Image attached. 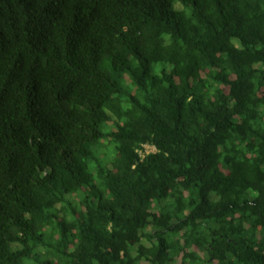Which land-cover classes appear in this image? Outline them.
Here are the masks:
<instances>
[{
  "label": "trees",
  "instance_id": "1",
  "mask_svg": "<svg viewBox=\"0 0 264 264\" xmlns=\"http://www.w3.org/2000/svg\"><path fill=\"white\" fill-rule=\"evenodd\" d=\"M0 264H264V0H0Z\"/></svg>",
  "mask_w": 264,
  "mask_h": 264
},
{
  "label": "rangeland",
  "instance_id": "2",
  "mask_svg": "<svg viewBox=\"0 0 264 264\" xmlns=\"http://www.w3.org/2000/svg\"><path fill=\"white\" fill-rule=\"evenodd\" d=\"M161 66H162V65H160V64H159V65H156V69H157V68H161ZM147 151H153V148H150V147H149V148H147Z\"/></svg>",
  "mask_w": 264,
  "mask_h": 264
}]
</instances>
